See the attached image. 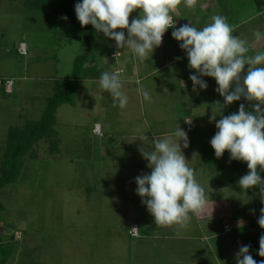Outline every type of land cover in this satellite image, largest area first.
<instances>
[{
    "label": "rangeland",
    "instance_id": "374dc122",
    "mask_svg": "<svg viewBox=\"0 0 264 264\" xmlns=\"http://www.w3.org/2000/svg\"><path fill=\"white\" fill-rule=\"evenodd\" d=\"M25 2L0 0V167L10 130H23L28 124L40 122L53 96L55 81L72 78L76 58L82 57L84 62L81 60L76 93L54 115L51 138H43L36 145V157L29 154L24 158L16 183L0 191L3 207L0 264L4 259L5 264H187L191 261L226 264L217 249L213 251L206 246L207 240L204 247L198 246L195 254L168 249L175 226H156L136 191V177L151 172L139 149L145 146L146 150H152L151 141L156 138L152 135L168 132L179 140L174 133L179 127L184 130L185 120L190 119L194 120L196 130L187 133V148L180 142L182 152L205 194L210 193L212 201L220 202L206 205L205 210L232 212L233 217L227 222L236 227L246 221L249 227L258 224L261 215L256 187L241 189L235 178L241 172L218 168L223 164L222 157L215 156L210 144L217 129L209 120L212 110L216 119L221 118L215 104L223 105L224 98L216 91L214 78L199 76L189 68L187 53L172 36L178 28L170 31L167 48L163 50L160 46L152 55L162 59L166 54L169 59L180 60L164 71H159L163 67L161 62L150 65L156 74L147 85L151 99L140 103L137 89L131 87L132 104L127 103L121 109L118 104L113 106L112 97L101 91L98 82L91 81L105 71L113 72L110 54L117 50L116 43L95 31L93 49L88 51L83 44V32L75 33L73 28L66 33L55 27V21L47 15L55 5L48 9L49 4L44 0L35 4ZM216 4L219 7L214 8ZM57 5L62 7L66 1ZM65 13L63 16L68 15ZM139 14V10L134 11L129 20L138 18ZM214 15L225 17L234 29L233 34L248 41V55L264 51V40H255L257 31L264 34V0H198L194 8L181 4L173 13L176 24L177 21L190 23L197 29L211 23ZM57 30L60 34L64 32L62 36ZM21 42L27 47L26 56L19 51ZM128 62H131L129 57ZM122 66L119 68L123 69ZM127 67L131 71L132 67ZM191 75H198L208 87L194 89ZM28 76L39 79L30 80ZM7 80L14 81L12 93L5 90ZM182 82L187 86L182 87ZM237 109L235 101L224 107L222 114H233ZM97 121L102 123L105 133H110L105 138L93 133ZM143 135L148 138L145 142L140 140ZM51 140H56L58 145L53 153ZM129 202L139 209L135 226L128 217ZM190 223L194 224L192 216ZM134 227H138L141 237L130 234ZM236 229L222 239L229 237L234 243L236 234L244 232ZM211 242L217 243L214 239ZM203 249L206 254L201 253ZM238 253L233 250L234 258L237 259ZM250 254L254 258V250ZM236 259L233 262L237 263Z\"/></svg>",
    "mask_w": 264,
    "mask_h": 264
},
{
    "label": "clouds",
    "instance_id": "9594fccd",
    "mask_svg": "<svg viewBox=\"0 0 264 264\" xmlns=\"http://www.w3.org/2000/svg\"><path fill=\"white\" fill-rule=\"evenodd\" d=\"M197 3L198 0H82L75 5V13L82 27L92 25L97 32L114 40L118 49H128L135 58L144 62L161 46L166 31L175 28L173 13L178 11L179 6L183 4L192 9ZM136 10H139V17L130 23V15ZM233 32L225 17L214 15L211 23L202 29L189 23L174 30L172 36L187 53L189 68L199 76L214 78L218 85L216 91L224 98L223 105L219 102L215 104L221 118L216 121L217 115L213 110L210 117L211 121H216L217 131L210 141L215 156L221 158L228 151L230 159L245 162L249 171L239 179V186L245 190L259 187L264 197V178L260 175L264 172V51L248 55V41ZM255 40H264V34L257 31ZM119 54V51L116 52L115 57ZM199 76H190L194 89L196 86L206 89L207 83ZM99 87L102 92L110 94L114 107L117 104L121 109L127 106L128 97L122 91L123 81L119 71L103 72ZM137 91L143 100L151 99L142 86ZM241 97L251 102V111L241 104L238 112L226 116L222 114L224 107ZM174 135L180 139H174L173 135L156 136L151 141V151L145 146L139 149L149 162L151 172L136 177V191L159 227L185 226L192 214L204 212L208 202L203 187L195 178L194 169L189 166L181 149V141L184 148L189 146L187 133L179 127ZM140 140L148 138L143 136ZM261 200L264 203V198ZM260 212L258 224L264 229V207ZM132 231L136 235L138 229L132 228ZM249 249L250 246L240 248L237 264H257ZM258 254L264 257V235L259 239Z\"/></svg>",
    "mask_w": 264,
    "mask_h": 264
},
{
    "label": "crops",
    "instance_id": "0c3cea01",
    "mask_svg": "<svg viewBox=\"0 0 264 264\" xmlns=\"http://www.w3.org/2000/svg\"><path fill=\"white\" fill-rule=\"evenodd\" d=\"M219 7L218 4H216L214 6V8ZM206 8V7H205ZM204 8V9H205ZM178 15V14H176ZM174 20V27L175 28H179L183 25H185V23H182L181 21H177L178 24H176L175 18L173 17ZM131 23V21H130ZM175 28H169L166 33L163 36V40H162V44L161 47L162 49H166L167 46L169 45V43L171 42V32L173 29ZM115 41L113 40L112 43H114ZM116 43V42H115ZM178 46V45H176ZM180 46V45H179ZM175 48V47H174ZM169 49H167L168 52ZM120 52L119 56L115 57V53L116 52ZM129 53V54H127ZM158 55V54H155ZM169 55H164V57H153V55L151 56V54H149V57L146 61L141 62L138 58H135L132 54V52L128 49H118L114 51V53L110 54V58L111 60L114 61V66L112 67L111 65V70L113 71H119L121 73V79L123 81V92L127 95L128 97V103L131 105V101L132 97V90L130 91L131 87H135L136 89L140 86H142L146 91L149 89V87H147V85L151 84L150 81L153 80V78L156 76L155 72H153V68L150 65H155L156 62H161L163 67L159 70V71H164L165 68L167 66H170V64L176 62L177 60L179 61L180 59H169L168 57ZM131 58V62H128L127 64V58ZM120 59H123L120 61ZM123 67V69L119 68L121 67L120 65ZM132 67L131 71H129V68L127 66ZM182 76H180L181 78ZM26 78V77H25ZM28 78L30 80H38L39 77L37 78H33V77H29ZM91 79V78H90ZM168 79V77H167ZM80 81V79L78 80V82ZM91 81L94 82H98L99 84V78L96 79H92ZM137 81H139L140 83L138 84ZM90 82V81H89ZM145 84V85H144ZM181 86H187L186 82H182ZM148 92V91H147ZM102 93V92H101ZM79 94V93H78ZM140 95V93H139ZM79 96V95H78ZM140 103H142L144 100L142 98V96L140 95ZM91 100V99H90ZM135 102V101H133ZM216 121H218V119H216ZM216 121H210V124L215 127V122ZM109 123V122H108ZM95 124H100L101 128H102V135L99 138H105L106 134L109 135L108 133L104 132L103 129V125L100 121H97ZM94 124V125H95ZM138 130V129H137ZM139 132V131H138ZM94 133V132H93ZM133 134V133H132ZM168 132L167 134H159L156 135L157 137H162V136H168ZM215 134V133H214ZM213 134V135H214ZM98 136V135H97ZM146 136V135H143ZM148 136V135H147ZM155 135H152V137H156ZM136 137V136H135ZM132 137V138H135ZM140 137V136H138ZM151 137V138H152ZM111 138V137H110ZM128 138V137H127ZM145 142V140H144ZM220 172H216V174L219 175ZM235 180V179H233ZM210 193H206V196L208 197V202L207 205L210 206L211 204H220V202H215L212 201L211 198L208 196ZM211 195V194H210ZM257 197V195H256ZM258 200V199H257ZM259 202V201H258ZM225 203V202H224ZM262 206H260V210L262 207H264L263 203H260ZM227 205V203H226ZM128 217L131 220V223L133 226L136 225V222H138L139 220V209L135 208V206L129 202L128 203ZM209 211V209H208ZM207 209L203 212V213H196V214H192V217L194 219V224L190 223V221L185 225V226H179V225H173L175 226V230H174V235H172V237H170V240L172 241V245L171 246H166L168 249H170L172 252H180L183 251L185 253H192L195 254L196 250L201 247L205 246V241L207 240L208 245L211 250H218L219 254L221 256V258L224 260V262H226V264H237L236 262H233L234 259V255L232 254L233 250H237V252L240 250V248L242 246H250L251 248H253V246L258 243V238H254L251 237L250 239L248 238V234H257L256 231L259 228L258 224H253L251 227L247 226L249 224L248 221H246L245 223H243V225L240 226V224L236 227L235 225L231 226L233 227V230L231 233H224L223 232V224L224 222H227L231 216H232V212H228V211H220L218 213H211L208 212ZM150 217H153L150 214ZM233 217V216H232ZM255 220V219H254ZM236 223V222H235ZM251 223V222H250ZM236 228L239 229H244L243 234H236V239L235 242H231L230 238H226L225 240L222 239V236L225 235H229L232 234L235 231H237ZM245 228H247V230H245ZM141 237V236H140ZM164 239L167 240V237H163ZM214 239L216 240L217 243H212L211 240ZM176 242V244L174 245V242ZM165 249V247H163ZM173 248V249H171ZM249 250V254H250ZM202 254H206L205 249H203L201 251ZM177 254V253H176ZM252 255V254H250ZM253 257V256H252ZM227 258H230L231 261L227 260ZM254 259V258H253ZM237 260V259H236ZM260 261H264V257L262 258V260ZM187 264H195L193 261L191 262H187ZM257 264H260L257 262Z\"/></svg>",
    "mask_w": 264,
    "mask_h": 264
},
{
    "label": "trees",
    "instance_id": "16d2710c",
    "mask_svg": "<svg viewBox=\"0 0 264 264\" xmlns=\"http://www.w3.org/2000/svg\"><path fill=\"white\" fill-rule=\"evenodd\" d=\"M25 1H26L25 2L26 4L27 3L35 4V2H37V0H25ZM44 1L46 4H49V6H47L48 9L50 5H55L56 7V8L54 7V10H55V11L53 10L54 12L53 11L51 12L49 10L50 12L47 13V15L49 17L51 16L53 21H55L54 23L55 27L61 28L66 33L70 32L73 28L75 29L74 30L75 33L77 32L80 33V31L83 32L82 33L83 34L82 39L84 42L83 44L87 46L88 51H91L93 49V44L91 41H92L93 34L96 30L90 24L82 27L75 13V5L77 3H81L82 0H64L66 1V5L62 7L58 5L56 6V4L60 2V5H61L63 0H44ZM64 11L68 15L63 16L62 13H64ZM64 17H67V19H64ZM65 28H67V30ZM55 32L61 36L64 33L63 32L62 34H60L61 32H58V30ZM58 35H56V37ZM83 59L84 58L82 57H78L75 59L74 67H73V74H72L71 79L55 81L54 86H53V93H52L53 96L49 99L48 106L46 107L40 122H38L35 125L28 124L23 130H10L8 134V139L6 141V152L3 157L4 158L3 164L0 167V191L3 188L16 183V181L20 178V175L24 167V158L28 156L29 154H31L32 155L31 157L33 158L36 157V152L34 151L36 145L41 140H43V138H51L50 136L52 134V127L54 126L55 121H56L54 118V115L56 114L58 108L65 105L67 102H69L72 95L76 93L77 83H78L80 72H81L80 64H81V60L83 61ZM237 103H238V109L237 111H235V113L238 112L241 104H244L246 110L248 111L252 110L251 102L247 101L243 97H241V99L237 101ZM227 115H231V114H227ZM184 130H185V127H184ZM189 134H192V133H189ZM49 144L51 145L50 152L53 153L58 148L57 141L51 140ZM222 163L223 164H220V165L217 163V165H219L218 167L219 170H226V171L233 170V172H238V173L241 172V175H240L241 177L246 175L249 171L247 168V164L245 162L230 159V153L228 151H225V153L223 154ZM258 172H259V168H258ZM260 175L262 178H264V172H260ZM240 176L238 175V177H235V178L239 180L241 178ZM256 189H257V199L260 203H262L261 198H264V197L261 196L259 187H256ZM2 210H3V207L0 203V213L2 212ZM232 230H233V227H232ZM256 233L257 234L255 235L248 234L247 236L249 239L251 237H254V238L256 237L259 240L260 237L264 235V229H262L259 226ZM139 237H140V230L138 229L137 238ZM253 250L255 254L254 258L262 260L263 257L258 255L259 244L256 243L253 246ZM256 250L258 251L255 253ZM5 262H6V259H4L1 264H5Z\"/></svg>",
    "mask_w": 264,
    "mask_h": 264
},
{
    "label": "built area",
    "instance_id": "2783aa9c",
    "mask_svg": "<svg viewBox=\"0 0 264 264\" xmlns=\"http://www.w3.org/2000/svg\"><path fill=\"white\" fill-rule=\"evenodd\" d=\"M19 51L22 55H27V47L25 45V43L21 42L19 44ZM13 87H14V81L13 80H7L6 83H5V90L7 93H12V90H13ZM187 120H190V119H187ZM186 120V121H187ZM185 121V132L187 133H192L193 131L196 130V125H195V122L194 120H190L189 122H186ZM93 132L98 135V136H101L102 135V128H101V125L100 124H96L94 129H93ZM134 228H137V227H134ZM138 229V228H137ZM232 231V226L229 222H224L223 224V232L226 234V233H231ZM130 234L134 237H138V231H137V234L136 235H133V231L131 230L130 231Z\"/></svg>",
    "mask_w": 264,
    "mask_h": 264
}]
</instances>
